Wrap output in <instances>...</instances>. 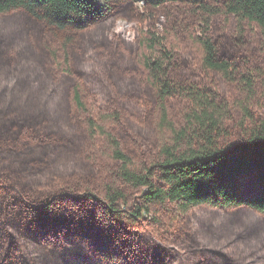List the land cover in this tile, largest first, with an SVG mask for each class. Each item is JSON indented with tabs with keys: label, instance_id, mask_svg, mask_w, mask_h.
<instances>
[{
	"label": "trees",
	"instance_id": "obj_1",
	"mask_svg": "<svg viewBox=\"0 0 264 264\" xmlns=\"http://www.w3.org/2000/svg\"><path fill=\"white\" fill-rule=\"evenodd\" d=\"M0 264H264V0H0Z\"/></svg>",
	"mask_w": 264,
	"mask_h": 264
},
{
	"label": "rangeland",
	"instance_id": "obj_2",
	"mask_svg": "<svg viewBox=\"0 0 264 264\" xmlns=\"http://www.w3.org/2000/svg\"><path fill=\"white\" fill-rule=\"evenodd\" d=\"M116 30L121 33L125 38H131L133 36L132 27L124 21L119 20L116 25Z\"/></svg>",
	"mask_w": 264,
	"mask_h": 264
}]
</instances>
